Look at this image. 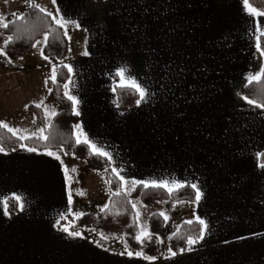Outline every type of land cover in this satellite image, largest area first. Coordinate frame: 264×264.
Returning a JSON list of instances; mask_svg holds the SVG:
<instances>
[{
	"label": "crops",
	"instance_id": "crops-1",
	"mask_svg": "<svg viewBox=\"0 0 264 264\" xmlns=\"http://www.w3.org/2000/svg\"><path fill=\"white\" fill-rule=\"evenodd\" d=\"M28 3L54 15L59 6L81 24L78 31L69 26L80 40L69 61L80 100L77 124L112 153L111 166L124 168L129 181L171 178L202 187L204 197L189 208L209 224L204 241L172 260L137 264H264V172L254 156L264 151V109L237 95L263 58L255 52L242 0H22L17 16ZM115 36L125 37V45L111 51ZM105 38L112 42L109 52L99 50L108 47ZM85 47L89 56L82 55ZM105 52L155 95L140 107H117L115 70L105 75L107 56L98 57ZM12 153H0V201L15 193L26 203L21 211L13 199L15 216L0 203V264H53L58 255L64 256L61 264H134V257L57 231L54 218L70 206L65 167L39 151ZM48 212L50 220L43 216ZM69 246L81 252L70 255Z\"/></svg>",
	"mask_w": 264,
	"mask_h": 264
},
{
	"label": "trees",
	"instance_id": "trees-1",
	"mask_svg": "<svg viewBox=\"0 0 264 264\" xmlns=\"http://www.w3.org/2000/svg\"><path fill=\"white\" fill-rule=\"evenodd\" d=\"M8 3L12 0H0ZM96 3H103L106 0H93ZM29 4V3H28ZM250 4L257 8L259 11H264V0H250ZM20 17H25L21 19ZM7 22L10 27L5 29L0 26V37L6 39L7 36H12L13 41L5 48L4 41L0 44V48H4L5 57L9 60L16 61L21 59L26 54L30 53L34 47L32 44L36 40L44 38L45 32L51 27L55 28L56 32L50 38L48 47L44 48V54L49 57L52 62L58 64L64 60L68 53L69 42L66 37L62 36L63 29L55 25L51 17H47L44 13L39 12L36 9L26 7L21 16H15L12 14L7 15ZM35 23V28L32 29V25ZM20 29L21 31H17ZM27 29V31H25ZM261 47L264 49V37H261ZM264 63V58H263ZM59 73L58 82L52 83L51 79L47 80L45 84L47 91L52 89V92H47V99L55 103L58 107V115L51 118V127L49 123H46L44 112L41 108H37L34 105H27L26 111L33 114L35 120L40 128L44 129V135H47L49 139L47 141L39 139L37 137H31L30 139L20 140L13 134L8 132L4 128H0V145H2L7 153L13 152V148L16 150L20 148L21 144H25L28 147H35L39 152H45L46 147L52 151L67 152V155L72 156L77 160L85 161L86 165L101 173L105 182L111 181V184H107L110 191V196L107 200V209H99L96 213L86 212L83 217L75 221L76 230L82 233H92L98 235L100 231L110 236H125L128 240L130 249L135 252L140 250V245L137 244L132 238L139 230L138 226L129 227L133 224V216L135 214L131 204L127 201H140L145 206H151L159 201L165 207L166 210H171L173 205L179 203H191L194 200V191L190 187L181 188L179 191H174L169 194L164 188L149 187L145 189L142 185L138 186L130 197H127L121 192V195L116 196L112 193L119 189V182L115 176V173L111 171V164L106 158L91 154V150L84 144L76 145L75 136L73 135L74 128L79 121L77 115L73 113L71 102L63 96L64 89L63 83L68 79V73L62 66L57 68ZM264 90V78L258 82H253L248 87H240L237 91L240 96L247 95L253 100H264V97L259 93ZM116 98L119 103V107L122 110H130L136 106L135 101L138 99V95L131 92V90L122 91L117 89L115 92ZM264 162V161H261ZM108 169V171H105ZM71 180H66L67 192L71 190L72 198L77 196L78 181L69 173ZM193 204V203H191ZM18 211L17 203L13 199L7 201V212L10 216H15ZM117 212L123 213V215L116 216ZM73 220L72 215L68 216L67 221H61V224L68 223ZM147 226L150 231L154 233V239L151 243H147L144 246V251L147 255L157 257L158 260L161 256L160 244L155 242V236L163 231L165 221L163 217L159 216L158 212H153L147 220ZM199 225H187L185 222H181L174 231H179L180 235L186 236L190 232L195 235ZM87 229H96L97 232H90ZM127 234V235H125ZM173 234V233H172ZM172 234L170 236H172ZM119 243L118 241H113ZM121 244V243H120ZM168 247L171 246L173 251L179 250L180 247H184V241H177L176 239L167 240ZM122 245V244H121ZM123 246V245H122ZM179 254V252H178ZM155 260V261H156Z\"/></svg>",
	"mask_w": 264,
	"mask_h": 264
},
{
	"label": "snow or ice",
	"instance_id": "snow-or-ice-1",
	"mask_svg": "<svg viewBox=\"0 0 264 264\" xmlns=\"http://www.w3.org/2000/svg\"><path fill=\"white\" fill-rule=\"evenodd\" d=\"M52 3L55 5L56 0H52ZM243 4V10L247 12L248 17L250 18L251 22V37L254 39V48L255 52L259 55V57L264 58V49L261 47V37H264V20H257L255 18L257 17H264V11H259L257 8L253 7L250 4V0H242ZM26 7H30L32 9H36L41 13H44L47 17H51L52 22L57 25L59 28L63 29L62 36L66 37L68 41L72 40V36L69 34V26L71 25L73 29H81V24L72 18H67L63 14H61V9L59 6L56 7V15H54L51 11H48L44 6H42L39 3H29L25 5ZM21 19H24L25 17H20ZM0 26L3 28L7 29L10 27L9 23L7 21L0 22ZM35 28V23L32 25V29ZM17 31H21L20 29H17ZM27 31V29H25ZM83 31H87V29H83ZM56 32L55 28H49L45 34H44V46L48 47L50 38L53 36V34ZM13 41L12 36H7V38L4 40V46L5 48ZM40 40H36L35 43L32 44V47H36V45L40 44ZM88 41L87 38L84 40L85 46L87 45ZM71 47L68 48V51L71 52ZM40 54L43 57V59L48 60L49 63H51V60L47 55L44 54V48L40 49ZM5 50L4 48H0V56H5ZM82 55L84 56H89L90 53L87 50V47H85V50L83 51ZM8 63H12L11 60H8ZM62 66L67 70L68 79L66 82L63 83L62 87L64 89L63 96L66 97L68 101L71 102V106L73 109V113L77 116L80 115V112L77 110L78 105L80 103V100L78 99L77 95L74 94L76 91L75 89V84L76 81L74 79L75 77V70L74 66L71 63H64V61H60L58 64H53L51 68V82L52 83H57L58 80V71L57 68ZM181 73L183 72V69L180 70ZM113 76V84L111 90L113 93L117 91V89H120L122 91H127L131 90L132 93L138 95V99H136L135 104L137 107H140L142 104L146 103L150 97L154 96L155 93L149 89L147 85H144L142 82L138 80L137 77H135L126 66H118L115 70V72L112 74ZM115 78H119L118 81ZM262 78H264V63H260L257 66V70L254 72H249L247 76L245 77V80L247 81L246 84L242 85L243 87H248L251 85L253 82H258ZM48 81H45V84L47 85ZM49 93L52 92V89H48ZM238 97L242 100H244L248 105L254 106L256 108L264 109V100H253L250 99L247 95L240 96L237 93ZM260 96L264 97V90H261L259 93ZM116 103V106L119 107L118 100L114 101ZM42 105L45 107V115L46 118L49 119V127H51V118L56 117L58 113L54 108H50L49 106L44 104V100L42 99L39 103H36V107L39 108ZM28 106L26 105L25 108ZM123 115V113H121ZM0 128L7 129L8 132L12 133L14 136H18L20 140H26L30 139L32 136H35L39 139H43L47 141L49 137L47 135H44V129L40 128L38 129L37 132L31 133V135H18L21 130L13 128L9 126L6 122L0 121ZM74 132L73 135L75 136V144L80 145L84 144L86 145L90 150L91 154L101 156L107 159V161L110 164H115V160L113 158V155L111 152L107 151L104 146L98 145L95 141L90 139L88 135L83 131V128L80 124H76L73 126ZM25 132L27 130H24ZM20 147L27 152L33 153L37 152V149L35 147H28L25 144H21ZM13 151L16 149L13 148ZM62 151V149H61ZM0 153L7 154L5 151L4 147L0 145ZM45 155L49 157H53L54 159L58 160L63 164V161L61 160L60 155L56 151H52L50 149H47L44 153ZM65 155L68 153L65 152ZM254 156L257 161H264V151H257L254 153ZM258 168L264 172V162H259L258 163ZM75 172L76 169H68L67 167L64 168V174H65V179L70 181L71 177L69 176V172ZM105 171H108V169H105ZM111 171L115 173V176L119 182V189L112 193L113 195L119 196L121 195V192L127 197H130L131 194L136 191L137 187L142 185L145 189L149 188L150 186L153 188H164L168 191L169 194L173 193L174 191H179L181 188L184 187H190L194 191V200L191 201V203L198 205L202 198L204 197V192L202 190V187L199 185L198 182H190L187 180L184 181H178L175 179H161L159 181L157 180H138V179H131L130 181L125 178V176L122 174L125 169L122 167L114 166L111 168ZM107 184H111V181H106ZM78 195H84L83 192L78 191ZM11 199H14L17 201L21 211H23L26 203V198L19 195V194H13ZM7 201L8 198H4L3 201H0V203H3L4 207L7 208ZM129 204H131L132 209L136 210L137 205L135 202L128 200L127 201ZM159 202V201H158ZM67 203L68 205H72L73 203V198H72V193L71 190L68 192V197H67ZM176 205H173L175 207ZM108 205H104V209H107ZM7 215V212H5ZM72 215L73 220L61 224V221H67L68 216ZM85 215L84 212L82 211H75L73 212L71 208L66 209L65 211H60L57 213L56 217L54 218V223L53 227L60 232L66 233L68 237H71L73 239L75 238H84V235L81 231L76 230L75 227V221L79 220L81 217ZM116 216L123 215V213L117 212L115 214ZM140 216L141 213L139 210L135 211V214L133 216V224L129 225V227L133 226H138V231L135 233V235L132 237L134 241L140 245V250L133 252L130 249L128 240L125 238V236H110L103 231H100L98 233L100 240L98 241H93L96 243L97 247H102L103 242H108V241H118L123 245L124 251L120 252L119 255H127L129 258H138V259H143L148 262H153L157 259V257L152 256V255H147L146 252L144 251V246L147 243H151L154 239V233H152L149 229V227L146 224H143L140 222ZM159 216L163 217L164 221H169L170 217L163 211L159 213ZM193 219H189L185 221L187 225H199L198 230L196 231V234L193 235L191 232L186 235L182 236L180 235L179 231H174L172 236H169L168 239H176L177 241H184L185 246L180 247L178 252L179 254H183L185 252H191L194 249V246L201 243L204 241L206 234L209 231V224L208 222L202 218L199 215H196L193 213ZM87 231L90 232H97L96 229H87ZM127 235V234H125ZM155 242L158 244H163L165 243L164 240H161L159 236H155ZM108 249H105L107 251ZM177 251H173V248L171 246L168 247V255H166L164 258L167 260H172L177 257L178 255Z\"/></svg>",
	"mask_w": 264,
	"mask_h": 264
},
{
	"label": "rangeland",
	"instance_id": "rangeland-1",
	"mask_svg": "<svg viewBox=\"0 0 264 264\" xmlns=\"http://www.w3.org/2000/svg\"><path fill=\"white\" fill-rule=\"evenodd\" d=\"M15 5L17 6L14 9L13 7ZM22 9V0H15L13 1V3H5L0 1V22L7 21L8 14H14L16 16L19 15ZM76 31L78 30L76 29ZM71 36L72 40L70 41V47L72 50L67 55L64 61L65 63H69V61L78 54L77 50L79 48L77 46V43L80 41L79 35L71 34ZM43 40L44 38L40 39L41 43L36 45V47H34L30 53L23 56L21 59H18L16 61L11 60L12 63H8L9 59L5 56H0V121L6 122L13 128L20 129L21 132L18 135L30 136L31 133L37 132L38 129H40L33 114L26 111V105L31 104L35 106L36 103H39L43 99L45 105L49 106L50 108H54L57 111L59 110V107L55 103L47 99L48 91L45 86V81L50 79L52 65L56 63L52 61L51 63H49L48 60L43 59V57L41 56L40 49L43 47ZM105 40L106 43H108V47L103 48L102 46H100L99 50L109 52V45L112 44V42L110 38H105ZM3 41L4 39L0 37V44ZM124 41L125 37L119 40V36H115L114 46L112 47L111 51L116 50V48L118 47H124ZM108 52L98 54L99 58L107 56L103 61V69L104 71L108 68L110 71L116 70V68L119 66L118 58L112 57L113 54H110ZM107 72L108 71L104 72L105 75ZM104 81L107 82L108 79L104 78ZM39 108H41L44 112L46 123H49V119L46 118L45 115L44 105ZM24 130L27 131L25 132ZM15 137L18 138V136ZM39 153L44 154L45 152ZM11 154L13 153L11 152L8 155ZM58 154L63 161V167H67L68 169H76L75 172L70 171L69 173L77 179L79 184L78 191L84 193V195L82 196L77 194V196L73 198V203L69 206V208H71L73 212L82 211L84 213H96L99 209L104 208V205H106L107 200L110 196V191L101 173L89 168L83 160H77L70 155H64L62 152H58ZM11 156V158H13L14 155ZM133 202H135L137 205L136 210H139V212L141 213L140 222L143 224L147 225L148 217L153 212L160 213L161 211H163L170 217L169 221H165L164 229L159 234L160 239L165 241V243L160 244L161 256L159 259L160 261L163 259L167 261V259H165L164 257L168 255V237L174 232L179 223L192 219L193 214L191 212V208H189V204L191 203H179L171 210H166L162 203L159 202L151 206H145L138 200H135ZM38 203L41 206L45 204V202L42 201H39ZM49 206V204H46L45 208H49ZM60 206V204L57 205L56 203L55 208L57 209ZM51 213L52 212H48L43 216H47V218H49L50 220ZM83 235V239L78 238L80 241L88 242L93 247L101 249L103 251H105V249H108L105 252H110V254L112 255L119 254L120 252L124 251V248L120 243H114L113 241H101L103 246L97 247L96 243H94L93 241L100 240L99 236L92 233H83ZM9 248L7 250L10 252L11 245ZM66 248L68 249L70 255L77 251L81 252V250H79L77 247H75V249H72L70 246ZM60 252L63 253L62 250H60ZM63 259L64 256H55L52 260V263L61 264ZM139 260L142 259L134 257V264H137Z\"/></svg>",
	"mask_w": 264,
	"mask_h": 264
}]
</instances>
